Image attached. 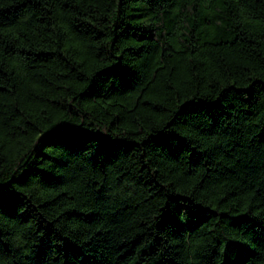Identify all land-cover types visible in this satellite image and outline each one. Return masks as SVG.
Listing matches in <instances>:
<instances>
[{"label":"trees","instance_id":"trees-1","mask_svg":"<svg viewBox=\"0 0 264 264\" xmlns=\"http://www.w3.org/2000/svg\"><path fill=\"white\" fill-rule=\"evenodd\" d=\"M0 264H264V0H0Z\"/></svg>","mask_w":264,"mask_h":264}]
</instances>
